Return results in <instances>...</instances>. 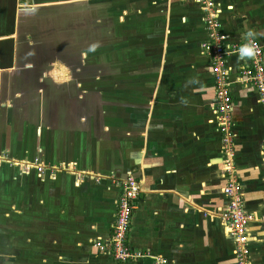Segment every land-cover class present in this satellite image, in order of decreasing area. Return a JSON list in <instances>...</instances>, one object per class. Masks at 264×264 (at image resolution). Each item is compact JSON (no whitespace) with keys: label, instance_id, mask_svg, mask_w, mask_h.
<instances>
[{"label":"crops","instance_id":"0c3cea01","mask_svg":"<svg viewBox=\"0 0 264 264\" xmlns=\"http://www.w3.org/2000/svg\"><path fill=\"white\" fill-rule=\"evenodd\" d=\"M218 1L222 31L232 40L252 32L264 51V0ZM17 3L0 0L14 8L0 17V45L15 46ZM115 3L121 4L119 24L132 13L146 22L138 37L120 43L132 46L129 53L103 59L107 65L114 57L117 69L115 76L104 75L98 90L68 86L76 70L59 69L50 74L52 88L37 86L25 106L16 105L21 93L12 94L10 81L31 78L32 66L20 72L15 57L0 58V154L64 168L37 175L0 165L4 206L13 214L24 211L22 218L34 214L38 251L68 255L65 264H108L91 245L109 235L118 194L111 179L131 175L140 193L128 241L151 256L131 264H235L233 240L219 220L225 175L209 61L200 51L206 34L198 6L194 0ZM226 62L232 69L240 64L233 57ZM233 77V173L243 210L256 219L247 225L248 264H264V223L258 221L264 218V108L256 91ZM44 78L45 72L36 84Z\"/></svg>","mask_w":264,"mask_h":264},{"label":"rangeland","instance_id":"374dc122","mask_svg":"<svg viewBox=\"0 0 264 264\" xmlns=\"http://www.w3.org/2000/svg\"><path fill=\"white\" fill-rule=\"evenodd\" d=\"M115 1L45 0L44 3L31 5L26 8L28 10L19 12L20 15L17 14L16 22L19 31L14 39L15 50L16 53H21L26 57L19 62L16 61L15 66L20 72H25L21 69L25 65H31L29 72L33 78L28 77L22 84L16 80L10 81L12 94L21 93L20 98L13 100L16 105L25 106L26 96L22 94L31 87L32 89H36L37 86L41 89L52 88L54 83L51 82L50 74L54 70L63 69L68 73L71 69L76 70L75 74L71 75L68 86H72L75 82L80 85L81 88H77L80 90L84 87L98 90L105 74L115 76L117 63L114 57L111 61H109L110 58L108 59V66L103 59L107 57L106 55L111 56L121 52L125 54L126 51L129 53L133 49L132 46L120 48V43L123 39H129L131 34L138 37L146 22L145 16L132 13L125 15L124 21L119 24L117 17L121 9L117 6L121 4L117 5L119 3ZM17 5L20 4L17 3ZM121 7L128 9L126 2ZM142 33L146 34V30ZM37 52H42L43 55H41L46 61L39 63L35 57H32ZM137 54H142V50L140 49ZM57 56L60 58H56ZM43 72H45V78L38 85L36 77L38 75L41 77ZM62 74V71L58 72V75L63 77L64 74ZM31 79H33L32 82L34 81V88ZM44 97L46 99L48 95L45 93ZM59 98L63 99V96ZM46 101L51 102L48 98ZM2 179L3 177L0 178V264L67 263L68 255L58 257L48 253L50 249H45L44 252L38 251L41 239L37 240L35 237V216L33 214V216L22 218L24 211L20 214H13L9 206H4ZM91 261L101 262L102 260L95 258ZM106 261L108 264L114 263L109 257Z\"/></svg>","mask_w":264,"mask_h":264},{"label":"built area","instance_id":"2783aa9c","mask_svg":"<svg viewBox=\"0 0 264 264\" xmlns=\"http://www.w3.org/2000/svg\"><path fill=\"white\" fill-rule=\"evenodd\" d=\"M201 13V22L206 34V41L200 44V51L209 61L213 81V113L220 136L221 169L225 175V184L221 193L226 203L219 212V220L227 235L233 240L235 264H248L247 225L255 221L253 215L242 207V195L233 173V131L232 99L229 93L231 74L233 82L244 87H251L257 93L258 103L264 108V51L261 41L252 32L245 33L243 39L232 40L221 29V5L218 0H194ZM251 33V35H249ZM248 45L254 49V55L241 56V49ZM233 57L240 62L236 69L227 65V58ZM261 166L264 184V147L261 149ZM0 165L15 168L21 173L34 170L37 175L48 171H64V168L48 167L38 158L14 160L5 153L0 154ZM117 189L113 221L106 241H95L91 247L98 254H105L116 264H131L149 259L146 253L132 249L128 241L131 214L140 193L138 182L126 175L123 179H111ZM258 221L264 223V218ZM154 264H161L154 261Z\"/></svg>","mask_w":264,"mask_h":264},{"label":"flooded vegetation","instance_id":"af4514ba","mask_svg":"<svg viewBox=\"0 0 264 264\" xmlns=\"http://www.w3.org/2000/svg\"><path fill=\"white\" fill-rule=\"evenodd\" d=\"M8 1V0H7ZM18 1V4H20V5H17V7H15V9L17 10V13L19 14V11L21 12V11H23V10H28V9H26V8H29L31 5H37V4H42V3H44V1L45 0H17ZM58 1V0H57ZM18 6H19V9H18ZM14 9V8H13ZM13 9H11L9 6L7 7V6H1L0 5V17H2L3 16V14L5 13V12H7L8 13V11H11V10H13ZM13 12V11H12ZM9 13H8V15H6V16H8L9 17ZM6 16H5V18H6ZM15 31H16V34H18V28H17V22H16V26H15ZM8 44H5V45H0V58H13V57H15V59H16V61L17 62H19V60H21L22 58H24V57H26V55H22L21 53L19 54V53H16V50H15V46H13L14 48H12L11 47V45L10 46H7ZM1 47H3V49H1ZM31 54V53H30ZM43 55V53L41 52H37V54L35 53V56H32V57H35L36 58V60L39 62V63H42L43 61H46L45 59H44V57L42 56ZM56 56V55H55ZM62 57H64V56H62ZM68 57H70V56H68ZM9 58V59H10ZM34 58V59H35ZM56 58H60V56H57ZM55 58V59H56ZM66 59H68V58H66ZM33 60V59H32ZM28 72V74L29 75H31L30 74V72H29V70L27 71ZM73 74V73H72ZM31 78H33V77H31ZM32 80L33 79H31V82H32ZM29 84H31V83H29ZM32 84H34V81L32 82ZM30 87H31V85H30ZM35 87V84H34V86H33V88ZM32 91H33V89H32V87H31V89L30 90H28L26 93H23L22 95L23 96H26V98L28 97L29 98V95L28 94H30L31 93V97L33 96V93H32ZM31 101H34V100H31Z\"/></svg>","mask_w":264,"mask_h":264},{"label":"clouds","instance_id":"9594fccd","mask_svg":"<svg viewBox=\"0 0 264 264\" xmlns=\"http://www.w3.org/2000/svg\"><path fill=\"white\" fill-rule=\"evenodd\" d=\"M249 35H251V33H249ZM254 55V49L248 45H245L242 49H241V56H252Z\"/></svg>","mask_w":264,"mask_h":264},{"label":"water","instance_id":"95a60500","mask_svg":"<svg viewBox=\"0 0 264 264\" xmlns=\"http://www.w3.org/2000/svg\"><path fill=\"white\" fill-rule=\"evenodd\" d=\"M20 12V11H19ZM18 14V13H17ZM20 15V14H19Z\"/></svg>","mask_w":264,"mask_h":264},{"label":"bare ground","instance_id":"6f19581e","mask_svg":"<svg viewBox=\"0 0 264 264\" xmlns=\"http://www.w3.org/2000/svg\"><path fill=\"white\" fill-rule=\"evenodd\" d=\"M17 170V169H16Z\"/></svg>","mask_w":264,"mask_h":264},{"label":"trees","instance_id":"16d2710c","mask_svg":"<svg viewBox=\"0 0 264 264\" xmlns=\"http://www.w3.org/2000/svg\"><path fill=\"white\" fill-rule=\"evenodd\" d=\"M116 264V263H115Z\"/></svg>","mask_w":264,"mask_h":264}]
</instances>
